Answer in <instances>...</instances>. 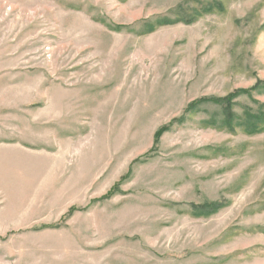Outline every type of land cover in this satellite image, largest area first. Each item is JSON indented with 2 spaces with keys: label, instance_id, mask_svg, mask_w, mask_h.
<instances>
[{
  "label": "rangeland",
  "instance_id": "rangeland-1",
  "mask_svg": "<svg viewBox=\"0 0 264 264\" xmlns=\"http://www.w3.org/2000/svg\"><path fill=\"white\" fill-rule=\"evenodd\" d=\"M258 80L264 0H0V264H264V130L186 109Z\"/></svg>",
  "mask_w": 264,
  "mask_h": 264
},
{
  "label": "trees",
  "instance_id": "trees-1",
  "mask_svg": "<svg viewBox=\"0 0 264 264\" xmlns=\"http://www.w3.org/2000/svg\"><path fill=\"white\" fill-rule=\"evenodd\" d=\"M258 89L261 92H264V80H258L254 86H252L249 90H238L234 93L228 94L224 97H203L198 100H195L187 106V110L193 109L198 104L211 103L214 104L221 109V114L223 115L222 120L220 121V125L226 126L230 129L234 125L241 126L247 133H255L261 130H264V104L258 101H255L257 104L256 109H252L251 107H245L242 111L241 115H237L233 110V98L237 94L240 93H250L252 90ZM167 126H163L155 132L154 140L157 142L161 137L162 133L166 131ZM113 189L110 190L107 194L109 196L112 193ZM221 204L213 202V203H204L201 205H195L194 207L199 208L201 210H206L208 212L216 211Z\"/></svg>",
  "mask_w": 264,
  "mask_h": 264
}]
</instances>
